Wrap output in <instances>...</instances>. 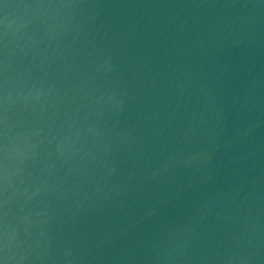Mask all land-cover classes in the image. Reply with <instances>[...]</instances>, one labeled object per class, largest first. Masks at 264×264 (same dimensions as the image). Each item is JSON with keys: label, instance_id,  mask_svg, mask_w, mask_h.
I'll use <instances>...</instances> for the list:
<instances>
[{"label": "water", "instance_id": "95a60500", "mask_svg": "<svg viewBox=\"0 0 264 264\" xmlns=\"http://www.w3.org/2000/svg\"><path fill=\"white\" fill-rule=\"evenodd\" d=\"M0 264H264V0H0Z\"/></svg>", "mask_w": 264, "mask_h": 264}]
</instances>
